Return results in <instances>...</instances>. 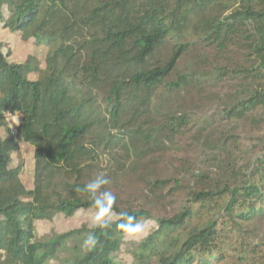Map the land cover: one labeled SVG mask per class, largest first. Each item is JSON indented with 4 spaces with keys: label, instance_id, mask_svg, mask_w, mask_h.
Here are the masks:
<instances>
[{
    "label": "trees",
    "instance_id": "1",
    "mask_svg": "<svg viewBox=\"0 0 264 264\" xmlns=\"http://www.w3.org/2000/svg\"><path fill=\"white\" fill-rule=\"evenodd\" d=\"M0 27L46 51L0 42V264H122L146 223L132 264H264V0H0ZM81 211L114 218L37 237Z\"/></svg>",
    "mask_w": 264,
    "mask_h": 264
},
{
    "label": "rangeland",
    "instance_id": "2",
    "mask_svg": "<svg viewBox=\"0 0 264 264\" xmlns=\"http://www.w3.org/2000/svg\"><path fill=\"white\" fill-rule=\"evenodd\" d=\"M0 42H5L10 44L13 52L12 59L15 62H22L27 57L32 56L36 59V62L41 67H43L46 58V51L43 48H35L31 43L21 42L19 38L11 35L9 32H7V30H5L2 27H0ZM10 125L14 127V125L17 126L19 125V123L17 124V121L14 123L13 121H11L9 126ZM11 129L14 130L15 127L14 128L11 127ZM0 133L2 137H5L4 131H1ZM184 142L185 141H181L182 149L179 153L183 158L188 159L186 155L182 154L184 148V144H183ZM20 146H21V155L24 161V169H23V174L21 176V181L26 188L31 189L33 182V161H32L33 151L28 145L21 144ZM14 164H16L15 159H13L11 166H13ZM119 183L120 184H118V186H112L111 184L110 185L113 188L112 193L117 197H119L123 202L127 204L130 202L131 199L138 200L140 198V194L137 191L138 183L127 182V180H125V182L119 181ZM113 218L114 216L110 214L101 216L93 211L78 212L73 218L70 219H65L64 217L57 215L56 217H54V219L51 222L40 223V225H38V228L36 230V235L37 237L44 239L50 237L52 234H61L71 231L73 229H77L81 225H87L88 227H92L94 225L101 223L104 219L109 220ZM143 225L142 226L140 225L139 230L135 231L133 234L128 233L127 235H125L124 245L122 247L121 252L118 254V258H117L118 262L122 264H132L131 256L128 254L126 247L127 244L133 242L134 240L136 241L138 239H141L142 237H145L147 235L148 232L145 229L147 223L144 226ZM150 225H152V223ZM81 242L82 241L80 240V243ZM80 249H82L81 246L78 247V250ZM61 255L65 256L64 253Z\"/></svg>",
    "mask_w": 264,
    "mask_h": 264
},
{
    "label": "built area",
    "instance_id": "3",
    "mask_svg": "<svg viewBox=\"0 0 264 264\" xmlns=\"http://www.w3.org/2000/svg\"><path fill=\"white\" fill-rule=\"evenodd\" d=\"M4 117H5V120H6V123L8 124V126H9V124H10L11 121H13V123L16 122L17 121V117H19V124L21 122V116L19 114H13V115H11V114L5 113L4 114ZM17 126L14 125L15 128H17ZM11 127L14 128L13 126L10 125L9 128L11 129ZM11 130H12L13 135H15L16 134L15 129L14 130L11 129Z\"/></svg>",
    "mask_w": 264,
    "mask_h": 264
},
{
    "label": "clouds",
    "instance_id": "4",
    "mask_svg": "<svg viewBox=\"0 0 264 264\" xmlns=\"http://www.w3.org/2000/svg\"><path fill=\"white\" fill-rule=\"evenodd\" d=\"M17 123H19V117H17ZM139 228H140L139 225H135V226L132 227V230H133V231H137V230H139ZM91 239H92V238H90V240H91ZM93 242H94V240H93Z\"/></svg>",
    "mask_w": 264,
    "mask_h": 264
}]
</instances>
